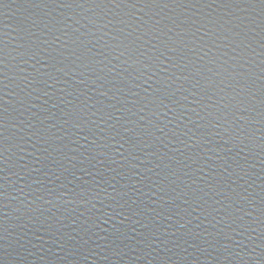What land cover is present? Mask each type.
Returning <instances> with one entry per match:
<instances>
[{"label": "water", "instance_id": "1", "mask_svg": "<svg viewBox=\"0 0 264 264\" xmlns=\"http://www.w3.org/2000/svg\"><path fill=\"white\" fill-rule=\"evenodd\" d=\"M0 264H264V0H0Z\"/></svg>", "mask_w": 264, "mask_h": 264}]
</instances>
